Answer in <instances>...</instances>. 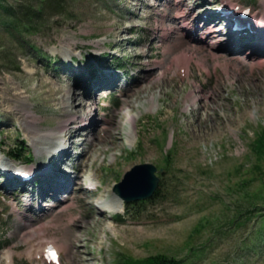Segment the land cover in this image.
Instances as JSON below:
<instances>
[{
  "label": "rangeland",
  "instance_id": "rangeland-1",
  "mask_svg": "<svg viewBox=\"0 0 264 264\" xmlns=\"http://www.w3.org/2000/svg\"><path fill=\"white\" fill-rule=\"evenodd\" d=\"M41 1L2 4L22 18ZM47 1L25 17L23 34L1 23L0 10V264L10 253V264H44L36 253L48 241L61 264L159 253L184 264H264L257 209L240 215L256 196L238 187L249 181L262 204L264 174L251 172L249 144L264 128L255 51L264 41L255 38L249 55L222 23L205 27L216 0ZM231 1L264 17V0ZM72 94L85 109H73ZM20 148V159L8 156ZM56 150L69 155L52 162ZM143 164L165 171L151 198L127 204L113 187ZM15 166L37 170V183L6 180ZM87 177L99 181L95 196Z\"/></svg>",
  "mask_w": 264,
  "mask_h": 264
},
{
  "label": "trees",
  "instance_id": "trees-1",
  "mask_svg": "<svg viewBox=\"0 0 264 264\" xmlns=\"http://www.w3.org/2000/svg\"><path fill=\"white\" fill-rule=\"evenodd\" d=\"M42 5L40 8H33L32 6H29L27 8H24L22 11V13L25 15L24 17H18L16 15V13L14 12V10L9 9L8 7H4L2 4V0H0V10L3 12V14H5V20H1V23L6 27H12L13 30H16L17 32H19L20 34H23L26 31H31V28H29L30 26L27 24V22H23V20L25 19V17L27 18H32L34 19L36 17H39L43 11L45 6L49 3L47 0H42L40 2ZM15 15V16H13ZM18 18V19H17ZM26 23V24H25ZM24 38V37H23ZM58 61V60H56ZM249 151L250 153L254 156L256 163L253 165L251 172L254 175H258L264 174V128H261L259 131L255 132L254 138L250 141L249 144ZM10 152H13L12 150ZM22 152L23 150L20 148V151L17 153H14L15 155L9 154L8 152V156L10 158H19L22 156ZM30 159V155L27 156ZM166 162H169V159H166ZM240 169V168H239ZM239 169L237 171H239ZM163 173V172H161ZM263 180V179H262ZM249 181H244L241 185L239 184V188H243L244 191H246V197L249 196H256L253 199H249L248 200V204H247V208H245L240 215H242L243 213L247 214L249 217L251 216L252 213H254V209H257V217H258V228H257V242L260 243V245L262 246L259 248V246H257L259 248V250H262V254L264 255V209L260 210V207H264V200L262 202L261 205L258 204V201H256V199L258 200H262L261 198H263L262 195H258V194H254L251 195L249 192H247V190L245 189V186L248 184ZM251 207V208H250ZM129 210V209H127ZM119 262L121 264H184V259H177L176 257H172V256H168L167 254H154V255H150L149 257L146 258H135L132 257L130 255H124V256H120L119 257Z\"/></svg>",
  "mask_w": 264,
  "mask_h": 264
},
{
  "label": "water",
  "instance_id": "water-1",
  "mask_svg": "<svg viewBox=\"0 0 264 264\" xmlns=\"http://www.w3.org/2000/svg\"><path fill=\"white\" fill-rule=\"evenodd\" d=\"M140 169L147 170L146 178H137L135 172ZM156 171L157 168L151 164L137 166L132 172L125 174L122 182L115 184L114 191L128 203L148 199L153 196L159 184ZM132 189L136 191L131 193Z\"/></svg>",
  "mask_w": 264,
  "mask_h": 264
},
{
  "label": "bare ground",
  "instance_id": "bare-ground-1",
  "mask_svg": "<svg viewBox=\"0 0 264 264\" xmlns=\"http://www.w3.org/2000/svg\"><path fill=\"white\" fill-rule=\"evenodd\" d=\"M168 2H170V1H168ZM180 3L183 4V3H184V0H181ZM227 9H228V8H227ZM262 15H263V14H262ZM262 15H260V16H262ZM181 16H184V15H181ZM257 17L259 18V16H257ZM262 17H263V16H262ZM263 18H264V17H263ZM170 26H171V25H170ZM208 30H210V29H208ZM217 30H218V29L215 27V29H213L212 32H211V31H210V32L213 34V33H215ZM213 39H214V40H213V43H216V42H217L216 39H215V38H213ZM263 48H264V47H263ZM263 48H261L259 51H258V50H255V51L259 52V53H257V54H260V55H262V56L264 57V49H263ZM248 53H250V52H248ZM236 57H237V55L235 54V55H232L230 58H231V59H235V60H237V61H243L244 58H245V57H244V58H241V57H240V58H236ZM231 59H230V60H231ZM6 89H7L8 91L12 90L11 88H6ZM10 93H11V92H10ZM12 94H13V93H12ZM86 94H88V92H86ZM70 98L73 100V102H76V104H75L74 107H73V109H74L76 112L79 111V108L85 109V101H84L83 99H81L80 101H79V100H75L76 96L73 95V94L71 95ZM115 115H116V114L113 113L112 118L115 117ZM89 122H90V121H89ZM132 123H133V125H135V120H134V119H132ZM71 124H72V123H71ZM71 124H70L66 129L70 130V129H71ZM88 125L90 126V123H86V124L82 125V127H84L85 129H87V128L89 127ZM105 130H106V133L111 134L110 131H109V129L106 128ZM79 132H82V129H79L78 131H76L75 134L78 135ZM108 134H107V135H108ZM81 144H82V142H80V143L78 144V146H80ZM92 144H93V143H92ZM58 148H59V147H58ZM56 151L58 152V151H60V150H56ZM68 152H69V151H65V150L60 151V154L57 153V154H55L54 156H52V160H51V161H52V162H55L56 159H57V160H58V159L62 160L66 155H69ZM57 160H56V161H57ZM51 161L49 162V164H51ZM30 171H32V172H36L37 170L30 169ZM91 180H92V179H91ZM93 181H94V180H93ZM95 181H96V182H99L97 179H96ZM57 188H58V187H57ZM57 188H56V189H57ZM63 188H64L65 190H67L65 187L62 186L61 189H63ZM116 196H117V195H116ZM116 196H115V198H116V199H119V198L116 197ZM37 253H39V252H37ZM8 257H9V258H12V261H14V257L12 256L11 253L8 255Z\"/></svg>",
  "mask_w": 264,
  "mask_h": 264
}]
</instances>
